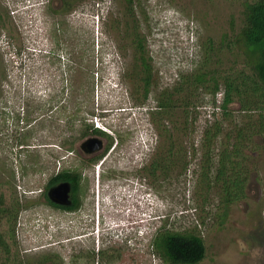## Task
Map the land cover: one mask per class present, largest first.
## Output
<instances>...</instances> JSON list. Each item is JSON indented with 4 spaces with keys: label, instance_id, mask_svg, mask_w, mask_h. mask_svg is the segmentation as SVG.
I'll list each match as a JSON object with an SVG mask.
<instances>
[{
    "label": "rangeland",
    "instance_id": "rangeland-1",
    "mask_svg": "<svg viewBox=\"0 0 264 264\" xmlns=\"http://www.w3.org/2000/svg\"><path fill=\"white\" fill-rule=\"evenodd\" d=\"M61 1L0 0V13L13 25V33L0 31V180L9 181L10 193L24 204L16 226L20 256L33 261L56 253L73 264L81 253L109 250L117 259L103 263L96 255L95 264H169L152 246L159 229L201 236L207 255L199 264H264V138L254 139L258 150L252 148L243 165L249 175L246 197L230 207L223 224V184L211 190L204 206L201 165H190L186 175L177 169L165 180L160 175L150 182L140 178L138 169L150 165L159 135L148 114L152 101L141 105L134 94L135 61L122 31L124 1L69 0L71 11L63 13ZM254 1L139 0L142 12L136 16L147 37L157 90L174 85L180 73H190L209 40L221 44L225 36L234 37L245 5ZM50 6L59 12H49ZM221 57L226 65L234 58L226 50ZM64 105L79 117L94 108L89 123L108 130L100 129L109 135L104 148L112 144L94 167L82 159L85 139L76 141L73 153L61 148L69 134ZM27 112L40 119L29 140L38 165H29L28 171L17 158L15 141L23 126L17 118ZM199 112L196 145L212 110L207 106ZM60 167L79 169L86 179L88 194L76 215L50 207L44 197L48 178ZM126 179L144 188H122ZM122 223L124 234L137 231L129 241L115 237Z\"/></svg>",
    "mask_w": 264,
    "mask_h": 264
},
{
    "label": "trees",
    "instance_id": "trees-1",
    "mask_svg": "<svg viewBox=\"0 0 264 264\" xmlns=\"http://www.w3.org/2000/svg\"><path fill=\"white\" fill-rule=\"evenodd\" d=\"M123 1L124 46L131 49L135 61L131 73V76L134 75V94L141 105L152 101L148 114L159 135V146L156 147L150 163L152 178L157 179L160 175L165 180L177 169L182 175H186L190 165H201L200 188L204 206L209 202L211 190L220 183L223 184V209L219 215V223L223 224L228 219L230 207L246 197L249 175L243 172V165H248V152H251L252 148L258 150L254 139L257 136L264 138V0L247 3L239 32H235L231 39L225 36L221 44L209 40L204 45L203 58L194 69L188 74L180 73L174 85L161 90H157L159 86L155 81L147 37L142 32L136 16V13L142 12L139 0ZM61 2V13L71 11L72 2ZM49 10L55 14L59 12L51 6ZM114 24L118 31L119 22ZM12 27L8 15L0 13V31L13 33ZM236 49L240 51L236 52ZM224 50L234 56L229 65H226L221 57ZM90 93L94 97V89H91ZM30 98H34L32 94ZM207 106L211 107L212 112L205 121L201 139L196 145L193 135L200 129L199 111ZM65 111L61 110L62 113ZM66 113V130L69 134L60 144L67 152H74L77 140L92 135L109 137L104 131L95 128L93 123H89L88 117L96 116L94 108L92 111H85V114L83 111L81 117L75 111ZM26 114L24 118H20V115L17 118L18 124L23 122V126L17 131L15 141L20 148L17 158L22 160V165H26L24 169L28 171L29 165H38L39 156L37 151L29 148L32 146L29 140L33 131L38 129L39 125L36 124L40 119L32 118L28 112ZM76 122L80 123L79 128H76ZM186 137L188 139H185ZM111 144L112 142L104 153L90 161L98 162ZM22 158H25L24 161ZM59 163L60 161H55L54 165ZM214 167L217 171L216 175L212 176ZM81 177L79 169H55L48 178L44 192L48 205L63 211L70 209L51 202L48 191L64 182L71 183L75 190L80 191L83 189ZM10 185L9 181L0 180V264H67L56 253L40 255L33 261L20 256L17 251L16 226L24 204L18 195L10 193ZM131 237L129 235L121 238L123 241H129ZM152 246L169 264H199L207 255L204 239L191 232L179 233L158 229L154 234ZM108 252L109 250L81 253L73 264H78L81 259H85L87 264H95L96 255L103 263L115 261L117 254L109 255Z\"/></svg>",
    "mask_w": 264,
    "mask_h": 264
},
{
    "label": "flooded vegetation",
    "instance_id": "flooded-vegetation-1",
    "mask_svg": "<svg viewBox=\"0 0 264 264\" xmlns=\"http://www.w3.org/2000/svg\"><path fill=\"white\" fill-rule=\"evenodd\" d=\"M55 100V98L53 99V101ZM61 110H66V111H68L67 110V105H64V106H62V108H61ZM70 112V111H69ZM91 137H98V138H100V139H102L103 140V142H104V144H106V143H109V139H108V136H90V137H87L86 139H88V138H91ZM85 139V140H86ZM84 140V141H85ZM105 149V148H104ZM81 150V149H80ZM82 151V150H81ZM105 151V150H104ZM104 151L102 150L101 152H98V153H96V154H92V155H87V154H85L83 151H82V153H83V155L85 156L84 158H82L83 160L85 159L86 161L87 160H89V162L87 161V162H85L84 164L85 165H92L93 167L95 166V165H97V162L96 163H94V162H92V161H90V160H92V159H95L97 156H99V155H101L102 153H104ZM151 171H152V169H151V165H142L139 169H138V173H139V175H140V178H142L143 176V178H146V179H144V180H149V182L152 180V174H151ZM86 179H84V177H83V174H82V177H81V184L83 185V189L82 190H80V191H78V189H74L73 187H72V184L71 183H69L70 184V186H71V191H70V200H71V205L69 206L70 207V209H68V210H66L67 212H69L70 214H73V215H76V214H78L80 211H81V209H82V207L84 206L83 205V199H86V196H87V194H88V191H87V189H86V186H85V184H84V181H85ZM126 180H128V179H126ZM129 181V183H127V181H125L126 182V184L124 185V184H122V188H125L126 186L130 189V190H132L134 187H135V182L134 181H131V180H128ZM65 183V182H64ZM61 184V183H60ZM59 185V184H58ZM57 186V185H56ZM140 186L141 187H143V184L142 183H140ZM53 187H55V186H53ZM52 188V187H51ZM50 188V189H51ZM49 189V190H50ZM148 191H147V194H145V195H150V192H149V189H147ZM49 192V191H48ZM124 202H125V200H123ZM95 203V202H94ZM51 207V206H50ZM99 216V215H98ZM71 222H73V221H71Z\"/></svg>",
    "mask_w": 264,
    "mask_h": 264
},
{
    "label": "water",
    "instance_id": "water-1",
    "mask_svg": "<svg viewBox=\"0 0 264 264\" xmlns=\"http://www.w3.org/2000/svg\"><path fill=\"white\" fill-rule=\"evenodd\" d=\"M80 148L87 155L96 154L102 151L104 142L98 137H91L83 141ZM70 191L71 186L68 182L61 183L49 190L48 197L56 205L69 207L72 203L70 200Z\"/></svg>",
    "mask_w": 264,
    "mask_h": 264
},
{
    "label": "clouds",
    "instance_id": "clouds-1",
    "mask_svg": "<svg viewBox=\"0 0 264 264\" xmlns=\"http://www.w3.org/2000/svg\"><path fill=\"white\" fill-rule=\"evenodd\" d=\"M108 124H109V123H108ZM110 125H111V124H109V126H110ZM98 128H99V129H102V130H104V131H106V132H108V130H107L106 128H102L101 126L98 127ZM142 188H144V185H143V187H141V186H140V183H136V184H135V187H134L133 189H139V190L142 191ZM133 189H132V190H133ZM146 190H147V187H146ZM145 194H146V193H145ZM150 195H151V193H150ZM150 195H149V196H150ZM125 199H126V197L121 198V200H125ZM120 222H121V221H120ZM118 225L121 226V230L115 233V237H116V238H120V237H122V236H123V237H124V236L127 237V236H129V235L132 236L133 234H135V235L137 234V231H133V233H130L131 231H128V230H127V232L124 234L123 231H122V230H123L122 227L125 226V224L122 223L121 225H120V224H118ZM139 235H140V234H139Z\"/></svg>",
    "mask_w": 264,
    "mask_h": 264
}]
</instances>
